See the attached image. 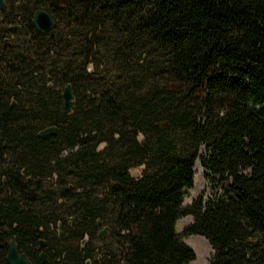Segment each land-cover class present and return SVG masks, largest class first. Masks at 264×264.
Instances as JSON below:
<instances>
[{"label":"trees","instance_id":"obj_1","mask_svg":"<svg viewBox=\"0 0 264 264\" xmlns=\"http://www.w3.org/2000/svg\"><path fill=\"white\" fill-rule=\"evenodd\" d=\"M5 1L0 264H264V0Z\"/></svg>","mask_w":264,"mask_h":264},{"label":"water","instance_id":"obj_2","mask_svg":"<svg viewBox=\"0 0 264 264\" xmlns=\"http://www.w3.org/2000/svg\"><path fill=\"white\" fill-rule=\"evenodd\" d=\"M7 6V3L5 0H0V9H4ZM32 24L34 28L39 33H47L55 26V21L52 17V15L45 9H37L34 11L32 15ZM11 28H18V25H12ZM90 69V68H89ZM48 80H50V77L48 76ZM50 84V83H49ZM62 101H63V108L66 113H70L72 111V102H73V93L71 84L67 83L62 88ZM14 104V101L12 102V105ZM55 132V126H48L43 128L39 131L38 134L40 135H47L52 134ZM131 176L134 178H137L140 175L139 169L134 168L130 171ZM108 227L105 226L98 232V237H104L107 234ZM40 246H45V241L43 239L40 240ZM40 258L42 261L45 259V253L44 251L40 252ZM6 261L8 264H32V262L25 256V254L21 251H19L18 246L16 244V239L13 237L9 244H8V251L6 253Z\"/></svg>","mask_w":264,"mask_h":264},{"label":"rangeland","instance_id":"obj_3","mask_svg":"<svg viewBox=\"0 0 264 264\" xmlns=\"http://www.w3.org/2000/svg\"><path fill=\"white\" fill-rule=\"evenodd\" d=\"M206 152L205 148L202 147L200 149V155H204ZM204 194V197L207 198L210 195V185L204 178V169L202 167L195 169V178L193 186L188 190L186 196L184 197L183 205L186 206L191 203L192 199L197 197L200 193ZM193 221L191 215H186L178 220V229L182 231V229ZM195 237L202 238L201 236L197 235H190L185 237V241L193 248L195 252V259L191 262H194L197 259V255L203 252L204 259L202 260V264H209V258L211 254V247L207 249L206 247L202 248L199 242L195 239Z\"/></svg>","mask_w":264,"mask_h":264},{"label":"bare ground","instance_id":"obj_4","mask_svg":"<svg viewBox=\"0 0 264 264\" xmlns=\"http://www.w3.org/2000/svg\"><path fill=\"white\" fill-rule=\"evenodd\" d=\"M195 167L200 168L198 162L196 163ZM195 239L199 242V244L202 248L206 247L207 249H210L208 242L203 237L202 238L195 237ZM203 259H204V254H203V252H201L200 254L197 255V259L194 262V264H202Z\"/></svg>","mask_w":264,"mask_h":264}]
</instances>
